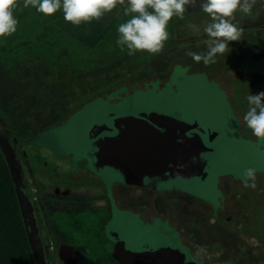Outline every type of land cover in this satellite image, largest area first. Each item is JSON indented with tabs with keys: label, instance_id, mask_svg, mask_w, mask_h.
I'll return each mask as SVG.
<instances>
[{
	"label": "rangeland",
	"instance_id": "1",
	"mask_svg": "<svg viewBox=\"0 0 264 264\" xmlns=\"http://www.w3.org/2000/svg\"><path fill=\"white\" fill-rule=\"evenodd\" d=\"M14 14L17 31L0 41V119L7 126L25 114V124H31L16 135L36 180L62 187L84 184L66 177H44L43 161L49 168L55 162L68 161L73 172L89 166L106 186H97L96 193L104 191L111 197L109 229L121 240L135 245L165 241L182 245L188 241L168 221L158 219L144 225L115 207L112 194L121 179L114 170L98 174L93 168L89 134L95 126L113 125L118 117L154 112L186 123L197 121L204 129L218 133L213 151L202 156L208 164L206 179L155 177L152 183L159 192L183 193L216 210L221 195L218 185L224 176L241 180L246 168L255 167L256 185L264 182V139L255 137L243 120L247 96L264 91V59L251 58L264 49V26L259 27L264 24V0H257L251 14L236 13L234 22L244 29L242 40L230 42V51L209 65L185 54L206 49V34L201 30L193 35L186 27L191 22L202 28L207 17L199 7H189L185 19L174 17L169 22L170 38L161 53L131 56L116 42L118 25L130 18L124 6H117L99 21L78 26L66 22L62 11L45 16L31 6L25 9L23 0ZM54 110L64 117L51 122ZM233 128L237 131L232 132ZM37 129L40 131L35 133ZM48 152L57 158H49ZM0 166L4 167L1 156ZM85 180L91 186L99 184L91 176ZM260 194L264 196V189ZM262 211L264 202L259 217ZM7 245L0 240V250L5 253L0 264H11ZM17 251L25 249L18 247Z\"/></svg>",
	"mask_w": 264,
	"mask_h": 264
},
{
	"label": "flooded vegetation",
	"instance_id": "2",
	"mask_svg": "<svg viewBox=\"0 0 264 264\" xmlns=\"http://www.w3.org/2000/svg\"><path fill=\"white\" fill-rule=\"evenodd\" d=\"M262 26L264 24L259 25ZM7 75L11 78L9 74ZM56 113V110L52 112L51 122L55 118L64 117ZM24 116L25 114L12 120L7 126L0 119V135L7 139L15 153L17 167L22 177L21 189L29 205L24 220L10 176L17 205L16 230L22 236L20 243L11 244L16 248L15 252L8 246L6 254L11 264H35L28 236L32 233L38 235L46 264H121L114 256L117 244L132 250L171 245L186 252L188 261L193 264H264V211L263 216L259 217L264 202V196L260 194L264 189V182L257 184L254 189L246 188L242 180L234 179L232 176L228 179V176H224L218 185L221 194L219 205L214 210L211 205L201 203L198 198L183 193L176 194L165 190L159 192L158 187L152 183L155 177L167 179L175 177L153 176L138 185L126 183L120 176V184L114 186L112 194L118 210L130 213L144 225H151L158 219L168 221L188 240L182 245L170 241L155 245H135L121 240L110 231L109 224L113 219L111 197L104 191L96 193L94 189L97 186L103 188L106 186L101 185L89 166L80 168L79 172H73V166L68 161L55 162L52 168L47 167L48 162L43 161L40 165L44 177L49 175H54L57 179L66 177V180L70 178L74 181L83 180L84 184L74 186L65 184L62 187L50 181L36 180L33 169L25 158L26 153L21 149L20 139L16 135L31 127V124H25ZM195 123L197 128L192 132L199 134L205 146L210 149L209 152H212V144L218 133L204 129L197 121L189 124ZM106 125L112 127L111 124ZM246 128L252 131L247 125ZM89 135L92 157L91 151L100 136L93 138L91 133ZM109 135L115 136L117 132H109ZM0 154L2 155L1 151ZM47 155L49 158H57L49 155V152ZM2 157L5 162L3 155ZM39 157H42L41 153ZM92 165L98 174L105 170L98 167L93 157ZM194 165L196 170L193 173L178 178L196 177L205 180L208 176L207 161L201 157ZM87 176L98 180L99 184L89 185L86 180L84 181ZM189 238L193 241L190 242ZM196 245L204 246L205 250L199 251ZM18 247L25 249V252L17 251ZM4 254L0 250V260Z\"/></svg>",
	"mask_w": 264,
	"mask_h": 264
},
{
	"label": "clouds",
	"instance_id": "3",
	"mask_svg": "<svg viewBox=\"0 0 264 264\" xmlns=\"http://www.w3.org/2000/svg\"><path fill=\"white\" fill-rule=\"evenodd\" d=\"M257 0H23V8L35 9L45 16H52L57 11L63 12L66 22L73 25L99 21L106 13H111L117 6H124L125 15L130 18L117 27V44L126 48L128 55L147 52L152 55L163 51L170 38L169 22L175 17L185 19L189 7L206 14L202 28L194 23H187L193 35L201 30L206 34V49L200 52L187 51L185 54L193 61L205 65L216 63L218 55L227 54L229 43L242 40L244 29L234 22L236 13L251 14ZM20 0H0V38L11 36L17 31L18 19L15 10ZM248 110L243 117L252 134L264 139V91L247 96ZM236 132L237 129H231ZM255 167H248L241 177L244 187H256ZM199 251L204 246L196 245ZM195 259V257H194Z\"/></svg>",
	"mask_w": 264,
	"mask_h": 264
},
{
	"label": "water",
	"instance_id": "4",
	"mask_svg": "<svg viewBox=\"0 0 264 264\" xmlns=\"http://www.w3.org/2000/svg\"><path fill=\"white\" fill-rule=\"evenodd\" d=\"M264 58V49L256 52L253 60ZM197 124H189L158 113L118 117L112 127L104 124L91 130L93 138H100L91 155L102 170L116 171L126 183L141 185L153 176L185 177L193 173L195 162L210 151L201 136L192 132ZM117 135L110 136L109 132ZM0 151L4 156L20 211L26 220L29 205L22 192V177L15 153L7 139L0 135ZM35 264H46L37 233L29 234ZM114 256L121 264H193L186 252L164 245L140 250L116 245Z\"/></svg>",
	"mask_w": 264,
	"mask_h": 264
},
{
	"label": "trees",
	"instance_id": "5",
	"mask_svg": "<svg viewBox=\"0 0 264 264\" xmlns=\"http://www.w3.org/2000/svg\"><path fill=\"white\" fill-rule=\"evenodd\" d=\"M0 156L4 162L1 154ZM2 166H0V240L3 244L8 243L7 246H11L20 243L22 236L16 230L17 205L11 178L5 162L4 167Z\"/></svg>",
	"mask_w": 264,
	"mask_h": 264
},
{
	"label": "crops",
	"instance_id": "6",
	"mask_svg": "<svg viewBox=\"0 0 264 264\" xmlns=\"http://www.w3.org/2000/svg\"><path fill=\"white\" fill-rule=\"evenodd\" d=\"M0 41H3V40L0 38ZM5 41L7 42V40H5ZM22 44H25V45H26V44H27V42H26V43H23V42H22Z\"/></svg>",
	"mask_w": 264,
	"mask_h": 264
}]
</instances>
